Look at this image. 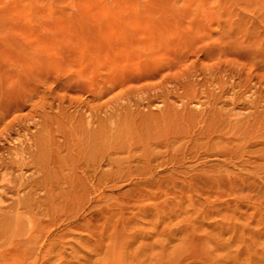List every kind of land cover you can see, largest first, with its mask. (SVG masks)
<instances>
[{
  "label": "rangeland",
  "instance_id": "374dc122",
  "mask_svg": "<svg viewBox=\"0 0 264 264\" xmlns=\"http://www.w3.org/2000/svg\"><path fill=\"white\" fill-rule=\"evenodd\" d=\"M0 59L59 66L65 123L84 101L136 145L0 264H264V0H0Z\"/></svg>",
  "mask_w": 264,
  "mask_h": 264
},
{
  "label": "bare ground",
  "instance_id": "6f19581e",
  "mask_svg": "<svg viewBox=\"0 0 264 264\" xmlns=\"http://www.w3.org/2000/svg\"><path fill=\"white\" fill-rule=\"evenodd\" d=\"M62 77L60 67L56 66L50 75L31 80L26 69L9 67L0 59V238L34 240L36 235L41 234V227L43 229L45 224L56 221L65 198L75 191L77 179L81 177L91 188L99 172L106 187L109 171L101 168L112 161V151L135 145L131 138H126L125 143L113 141L111 116L107 109L102 110L101 115V112H96L97 109L94 111L87 107L84 101L68 100V109H73L68 114L73 118L76 113L83 118L78 119L76 124L65 123ZM83 78L86 77L74 75L68 80L79 84L84 82L80 81ZM167 80L165 82H169V78ZM192 89L186 91L185 96H195L196 88ZM87 90L95 99L97 94L105 93L109 88L101 86L98 91L93 87ZM85 107L89 109L87 115L80 112ZM61 236L57 234L52 239H60ZM43 237L51 244L47 235ZM41 248L37 247V254L42 252ZM47 252L42 254L44 260L49 257Z\"/></svg>",
  "mask_w": 264,
  "mask_h": 264
}]
</instances>
